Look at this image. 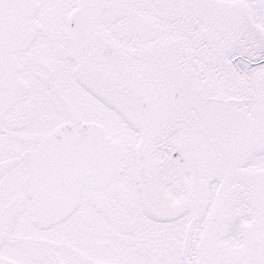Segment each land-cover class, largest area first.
<instances>
[{"label": "snow or ice", "instance_id": "obj_1", "mask_svg": "<svg viewBox=\"0 0 264 264\" xmlns=\"http://www.w3.org/2000/svg\"><path fill=\"white\" fill-rule=\"evenodd\" d=\"M0 264H264V0H0Z\"/></svg>", "mask_w": 264, "mask_h": 264}]
</instances>
